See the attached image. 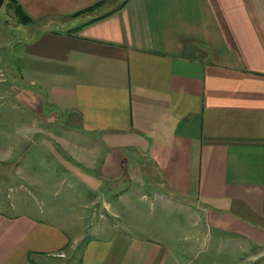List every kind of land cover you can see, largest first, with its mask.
<instances>
[{
	"label": "crops",
	"instance_id": "obj_1",
	"mask_svg": "<svg viewBox=\"0 0 264 264\" xmlns=\"http://www.w3.org/2000/svg\"><path fill=\"white\" fill-rule=\"evenodd\" d=\"M98 1L17 0L0 264H264V0Z\"/></svg>",
	"mask_w": 264,
	"mask_h": 264
},
{
	"label": "rangeland",
	"instance_id": "obj_2",
	"mask_svg": "<svg viewBox=\"0 0 264 264\" xmlns=\"http://www.w3.org/2000/svg\"><path fill=\"white\" fill-rule=\"evenodd\" d=\"M117 2H119V0H113L111 4L114 5ZM106 4L107 3H105V5ZM100 7L102 6L100 5L97 8ZM21 24L22 23H20L15 18L14 13L10 10H7L3 4L0 10V80H2L0 81V87L5 84V82L2 83L3 80L9 81L10 78H12V76L6 71V63L11 65L10 60L14 59V51H16L19 47V45L16 43L18 42L17 38L20 37L22 32L24 35H26L27 28ZM11 66H14V63ZM14 94V90L9 93L0 92V122H2L0 124V128L4 129V133L11 127L14 131V125L18 123V119L27 115L26 111L21 109L22 104L18 102ZM7 133H11V131H7ZM50 166L52 168L53 164L50 163ZM44 167L45 168L41 171H44L47 174L52 173V170L49 171V169H47L48 164H45ZM122 182L124 181L121 180L117 183ZM177 218L178 219H175V221L179 222L180 219L181 221H186L187 219L192 218V215L191 212L188 213L186 210H184V214H180V216L178 215ZM78 245L80 246L81 243Z\"/></svg>",
	"mask_w": 264,
	"mask_h": 264
},
{
	"label": "trees",
	"instance_id": "obj_3",
	"mask_svg": "<svg viewBox=\"0 0 264 264\" xmlns=\"http://www.w3.org/2000/svg\"><path fill=\"white\" fill-rule=\"evenodd\" d=\"M5 2L4 7L7 10H10L14 13L15 18L22 24L25 23H29L31 20L30 18H28V16L23 12L22 7L20 6V4L17 2V0H4ZM108 0H99L98 2H96L93 6H90L86 9H83L75 14H73L74 16L79 15V14H83V13H87V12H91L94 9H96L97 7H99L100 5L103 6L105 3H107ZM125 3V1H123L118 7L122 6ZM72 15V16H73ZM106 15V14H105ZM104 16V15H103ZM100 16V17H103ZM98 17V18H100ZM97 19V18H96Z\"/></svg>",
	"mask_w": 264,
	"mask_h": 264
},
{
	"label": "water",
	"instance_id": "obj_4",
	"mask_svg": "<svg viewBox=\"0 0 264 264\" xmlns=\"http://www.w3.org/2000/svg\"><path fill=\"white\" fill-rule=\"evenodd\" d=\"M3 3H4V0H0V10H1Z\"/></svg>",
	"mask_w": 264,
	"mask_h": 264
}]
</instances>
